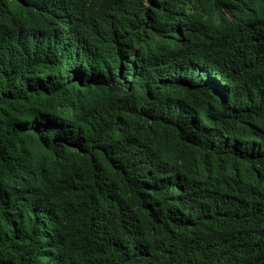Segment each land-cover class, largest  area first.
<instances>
[{"label":"trees","instance_id":"1","mask_svg":"<svg viewBox=\"0 0 264 264\" xmlns=\"http://www.w3.org/2000/svg\"><path fill=\"white\" fill-rule=\"evenodd\" d=\"M0 264H264V0H0Z\"/></svg>","mask_w":264,"mask_h":264}]
</instances>
